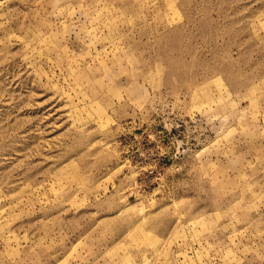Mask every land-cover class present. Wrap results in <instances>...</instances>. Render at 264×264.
Here are the masks:
<instances>
[{
    "label": "rangeland",
    "instance_id": "rangeland-1",
    "mask_svg": "<svg viewBox=\"0 0 264 264\" xmlns=\"http://www.w3.org/2000/svg\"><path fill=\"white\" fill-rule=\"evenodd\" d=\"M0 264H264V0H0Z\"/></svg>",
    "mask_w": 264,
    "mask_h": 264
}]
</instances>
